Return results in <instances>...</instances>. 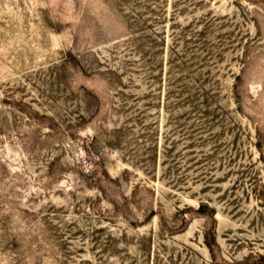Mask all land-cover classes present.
Listing matches in <instances>:
<instances>
[{
  "label": "rangeland",
  "instance_id": "obj_1",
  "mask_svg": "<svg viewBox=\"0 0 264 264\" xmlns=\"http://www.w3.org/2000/svg\"><path fill=\"white\" fill-rule=\"evenodd\" d=\"M0 264H264V0H0Z\"/></svg>",
  "mask_w": 264,
  "mask_h": 264
}]
</instances>
